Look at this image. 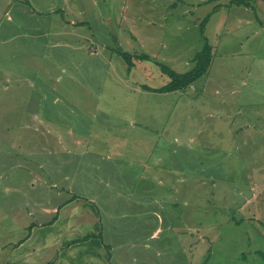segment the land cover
<instances>
[{
  "label": "rangeland",
  "instance_id": "374dc122",
  "mask_svg": "<svg viewBox=\"0 0 264 264\" xmlns=\"http://www.w3.org/2000/svg\"><path fill=\"white\" fill-rule=\"evenodd\" d=\"M0 163V264L77 197L109 264H264V0H0Z\"/></svg>",
  "mask_w": 264,
  "mask_h": 264
},
{
  "label": "crops",
  "instance_id": "0c3cea01",
  "mask_svg": "<svg viewBox=\"0 0 264 264\" xmlns=\"http://www.w3.org/2000/svg\"><path fill=\"white\" fill-rule=\"evenodd\" d=\"M78 24L80 29L84 28V22ZM146 174L141 175L147 177L145 182L155 177L150 172ZM55 192L58 195L60 190ZM77 198L67 199L63 207L56 204L51 209H43V212L56 213L55 220L48 225H43L45 222L32 225L24 238L11 244L4 264H109L110 252L105 249L104 240L84 239L87 235L101 236L94 200Z\"/></svg>",
  "mask_w": 264,
  "mask_h": 264
},
{
  "label": "trees",
  "instance_id": "16d2710c",
  "mask_svg": "<svg viewBox=\"0 0 264 264\" xmlns=\"http://www.w3.org/2000/svg\"><path fill=\"white\" fill-rule=\"evenodd\" d=\"M233 1L237 3V2H242L243 0H233ZM125 57L127 59L129 58V56H125ZM135 57L139 58L138 55H136ZM210 62H211V47L207 44L199 52L196 53L194 58V64L191 69L179 73L168 67H163L162 69L169 77V80L164 85L157 88H150L145 85H142L141 88L150 91L160 92V93L184 89L190 86L191 84H193L200 77L207 74L210 66ZM56 217L57 214L55 213L52 216V218L49 221L45 222L43 225H48L52 223ZM90 237L101 239L100 234L95 236L87 235L85 236L84 239H89ZM105 249L110 251V247L107 244H105Z\"/></svg>",
  "mask_w": 264,
  "mask_h": 264
}]
</instances>
